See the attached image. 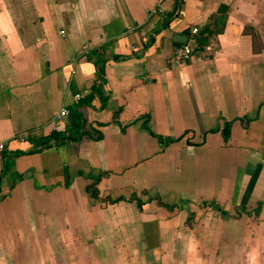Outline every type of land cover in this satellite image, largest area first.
<instances>
[{
	"label": "crops",
	"instance_id": "obj_1",
	"mask_svg": "<svg viewBox=\"0 0 264 264\" xmlns=\"http://www.w3.org/2000/svg\"><path fill=\"white\" fill-rule=\"evenodd\" d=\"M0 142V264H264V0H0Z\"/></svg>",
	"mask_w": 264,
	"mask_h": 264
},
{
	"label": "trees",
	"instance_id": "obj_2",
	"mask_svg": "<svg viewBox=\"0 0 264 264\" xmlns=\"http://www.w3.org/2000/svg\"><path fill=\"white\" fill-rule=\"evenodd\" d=\"M223 9H225V5H220L219 6V11H223ZM222 28H223V26L220 29H218L217 31L209 30V29H206V28L198 31V34L193 36V38L195 40V46L193 48L194 52H197V53L202 52L204 47H205V44H206V42H207V40L209 38V36L219 32ZM205 32H207L208 34L204 35ZM91 92H92V94L99 95L103 102L106 100L105 96L102 94L100 82L98 84H95L92 87ZM90 96H92V95H90ZM78 114H76V116ZM76 122H79V125H77V127L75 128V130L72 133H69L68 135H65V134H63L62 132H59V131L58 132L57 131H52L51 135H50V139L64 140V139H67L68 137L73 138V135H72L73 133L74 134L75 133L79 134V136H80L81 134H83V132L80 131V129H81L82 125H83V122L82 121L80 122L79 120H76ZM228 128H229V124L226 125V127L223 130L225 138H227L228 134H229ZM96 137L100 138L101 134H99ZM98 181H99V179L97 178L88 186V190L90 191L91 195H93L94 197L98 196V190H97V186H96ZM133 198L137 200V202H138V204L140 206H142V202L140 200H138V198L136 196L132 195V197H130V199H133ZM117 200H119V199H117ZM117 200H111V202H115ZM160 204L165 205L163 202H160ZM179 205H181V203H179L177 205H166V206L169 207V208H173V207L179 206Z\"/></svg>",
	"mask_w": 264,
	"mask_h": 264
},
{
	"label": "built area",
	"instance_id": "obj_3",
	"mask_svg": "<svg viewBox=\"0 0 264 264\" xmlns=\"http://www.w3.org/2000/svg\"><path fill=\"white\" fill-rule=\"evenodd\" d=\"M162 13H164V10L159 9ZM198 31V28L193 27L192 32L196 33ZM64 31H61L63 33ZM91 46H85L80 52L87 53L91 49ZM193 53V48L190 47L189 45H183L181 47H178L174 50L171 61H173L175 64L180 65L184 62H186L192 55ZM82 97L81 93H78L75 95V100H80ZM70 110L66 105H62L51 117L50 119V129L52 131H60L63 130L64 128V121L65 119L69 116ZM28 136V132H22L19 133L18 138L23 140L26 139ZM4 143L0 142V150L4 148Z\"/></svg>",
	"mask_w": 264,
	"mask_h": 264
},
{
	"label": "water",
	"instance_id": "obj_4",
	"mask_svg": "<svg viewBox=\"0 0 264 264\" xmlns=\"http://www.w3.org/2000/svg\"><path fill=\"white\" fill-rule=\"evenodd\" d=\"M175 40L178 41V42H184V41H186V39H181V36L175 37Z\"/></svg>",
	"mask_w": 264,
	"mask_h": 264
}]
</instances>
